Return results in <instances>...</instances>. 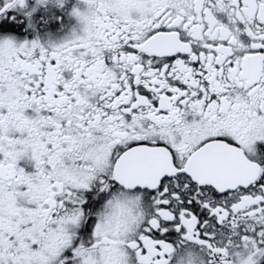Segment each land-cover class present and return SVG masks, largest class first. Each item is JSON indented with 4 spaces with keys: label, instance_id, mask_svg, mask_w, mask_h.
Segmentation results:
<instances>
[{
    "label": "snow or ice",
    "instance_id": "obj_1",
    "mask_svg": "<svg viewBox=\"0 0 264 264\" xmlns=\"http://www.w3.org/2000/svg\"><path fill=\"white\" fill-rule=\"evenodd\" d=\"M0 264H264V0H0Z\"/></svg>",
    "mask_w": 264,
    "mask_h": 264
}]
</instances>
